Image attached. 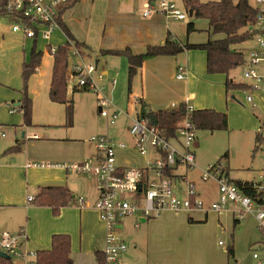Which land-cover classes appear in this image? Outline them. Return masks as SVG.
I'll use <instances>...</instances> for the list:
<instances>
[{"label": "crops", "instance_id": "1", "mask_svg": "<svg viewBox=\"0 0 264 264\" xmlns=\"http://www.w3.org/2000/svg\"><path fill=\"white\" fill-rule=\"evenodd\" d=\"M145 4L146 0H79L76 4L65 10L63 13L62 17L65 25L72 33L74 39L85 44V46H88V49H86L87 54L93 50H99L100 52L103 50L116 51L111 53L107 52L106 54L101 53L99 55L101 56L102 61L101 59L97 58L95 60L96 63L93 62L96 64L97 69L102 74V77L99 78L98 81L103 84H100L104 87L103 93L108 95L109 93L111 94L113 90L117 91L118 89H121L125 94L127 89V98L125 102L127 109L125 113L126 117L130 121L132 120V122L136 118L137 111L141 110V104L139 105V103H135L131 100V95L134 94L141 96V102L143 101L149 110L170 109L174 103L180 104L182 102H187L188 104L193 105L195 109L213 108L217 111L227 113L225 111L226 109L224 108V103L228 105L229 101L226 100L225 97L230 95L231 100H236L240 93L246 92L242 90V88L237 87L228 91L226 88V81L229 79L233 82H243L250 85L251 80L245 79L244 81H237L235 74L232 72L234 70L230 71L228 74L208 73L206 66L207 54L203 49L191 48L180 52V56L184 57L182 58L185 61L184 63L179 61L177 54L148 57L143 61L142 65L137 68V72L132 77V79H129V60L127 54L123 52L124 50L128 49L134 54L143 53L146 51L148 46L163 43L166 40L168 34L174 36L180 41H184L173 33L176 30L174 27L176 21L171 20L173 18L166 17L161 13H154L150 16H144L142 12L145 9ZM97 8L99 10H97ZM99 21H101V25H95V22L99 23ZM187 23L185 25L186 33ZM195 28L199 29H195L191 33L201 31L202 34L201 37L196 39L193 36V38L189 37L191 33H187V42L191 44L204 43L208 41L210 37L220 38L223 36L222 34L211 35L207 22L200 26L199 24L197 26L195 25ZM58 31V34H52L50 39L46 40V47L43 49H38L42 51L40 66L38 67L37 71L31 75L29 81L28 93L32 99V123L30 126H36L40 127L41 129H45L41 131L40 128H38L37 131H29L27 133L28 135L24 136V138L21 140L24 142L26 147H33L34 145L35 147L44 149L42 151H44L45 159L48 160L45 162V164H49L48 162L54 158V153L51 151L53 142L51 141L59 140L57 135L54 136V131L51 127H54L55 125H58L62 122L63 114L61 109H63V105L65 106V109H67V104L54 102L50 99L49 95L54 65V56L50 48H56L57 46L62 45L70 40L64 30L59 29ZM93 31L99 35L97 39H93ZM12 32L20 33L22 34L23 38H26L21 31H14L13 25ZM29 39H33L36 45L38 40L43 38L38 36L37 38ZM254 40L255 39H253V42ZM53 42H55V45H53ZM245 43L246 42L243 44ZM255 46L256 44L253 47ZM71 48L72 56L76 57H70V65L80 62L81 59L84 60L85 56H89L87 54L82 56L80 53L81 55H78L77 57V55H74L73 53V47ZM113 56L125 57V62L127 63L125 65L126 70L121 71L118 68L120 65H123V63L121 59L116 62L115 58H110ZM117 64L118 67L116 66ZM181 66L185 68L186 74L183 79H178V68ZM19 72L21 73V68ZM126 73L128 75V83L126 82ZM4 82L6 83L5 80L0 79V84H4ZM20 84L21 81L15 82V93H12V91L8 90L7 85L0 86V127L7 128L8 126H11L28 130L26 124L24 126L21 125L22 123L20 117H15V108L6 106L9 105L7 102L10 99H12L14 107L19 105L20 100L22 99V94L18 93ZM72 84V90L75 91L74 87H76V82ZM256 99L257 103H260L259 97H256ZM67 113L68 110L66 111L67 120L68 118L71 119L72 114L69 115L68 113L67 116ZM227 116L229 124L228 113ZM70 122H72V119ZM132 122L127 124L124 128L127 130V132ZM247 126L253 129L257 127L258 129L260 128V131H262L264 127V121L262 124L257 123L256 120L255 122L251 121L247 124ZM103 131L104 133L107 132L110 136L118 140H122L121 137H119L121 136V132L118 130L112 133L109 131V127L106 126L103 128ZM211 131L213 132L215 130ZM0 132L6 135V131L0 129ZM25 133L26 132L24 131L23 135ZM40 134L45 135V137H41ZM34 135H37L38 137L34 138ZM4 136L0 138V141ZM258 136L259 134L257 133L255 145L256 148L260 145V142L262 143V140H260ZM12 140L13 141L10 143L11 145L14 144V142L17 143L20 141L17 136ZM74 140L77 143L75 146L78 147L76 150V157L78 160H82L79 162H91L90 159L94 158L96 164L98 161L97 152L95 155L92 154V152H88L85 149L86 145L77 139ZM132 144L133 139L128 143L129 147L118 150V163L123 166L145 165L140 164V159L129 160L127 157L133 155L136 158L137 156L138 158H142L143 156H140V154L136 153V151L130 147ZM7 147L8 146L4 145L2 148L5 149ZM68 149L69 148L66 150L67 152ZM70 152L74 153L72 149L69 151V153ZM193 152L195 153L194 150ZM12 157L14 159L15 156ZM144 157L147 159L146 156ZM28 162L25 163L22 161L17 163V160L14 159V162H11L7 166L0 165V183L7 184L9 186L28 185L30 183L35 187L34 195H31L33 197H36L40 189L44 186H67L73 199L66 205H60L59 211L54 213L52 206H41L37 205L33 201H28L29 195L27 197L22 196L17 200L15 194H10L7 196L5 195L4 197L9 199H7L8 201L2 202H9L8 206H10L12 203H15V206L18 207L22 213H25L24 217H19L16 227L10 229L15 232L25 231L28 237L27 241L24 243V247L34 251L51 248L52 237L54 234H69L71 238L72 264H99L97 252H102V249L104 248L106 225L100 217L99 212L94 208L95 201L98 197L96 180V184L94 186H87L86 177H83L81 182H77V180L81 177H79L77 180H73V178L69 177L67 174L68 169L64 170L63 167L59 166L58 168H54L52 165L42 166V168H32L31 166H27ZM191 170L193 169L185 168V170H182V173L180 171L179 173H181V175H183V177L188 180L186 176ZM89 178H91V176H89ZM230 178L241 179L255 183L259 181L260 175L259 179L253 180L238 177ZM190 181H193L196 184L194 179H191ZM178 183L179 187H181V191H179V193L184 195L183 187L181 186V184L184 183ZM79 197H83L84 203L82 206H80L78 202ZM217 199H209L204 197V200L207 202V204L212 203ZM235 209L236 207L234 205H230L220 212L197 211L194 212V216L191 215L192 213H187L189 222H198L203 223L204 225L195 226L197 227L196 234L185 232L184 234L178 233L179 236H182V240L178 245L179 250L182 252L183 247L196 248L198 244L204 249L210 238L212 241H214L216 240L218 234L224 235L227 232L230 233L231 229L234 230L235 226L241 221V219L239 220L238 218H235ZM149 219L150 218H142L141 224H146ZM212 219L217 220V228L220 232L217 230L213 231L210 227L209 223L213 221ZM135 221L136 218L134 223ZM123 223L124 220L120 226L121 233L124 231ZM172 226L173 224H171L170 228ZM151 229L152 228L150 227L149 231H151ZM166 232V228H164L162 232L163 237L161 239L167 240L169 238V236L165 235ZM231 235H233V232ZM150 239L151 238L149 237L147 243ZM233 239L231 242H229V245L223 250V252H221L223 254V259L226 252L228 257H230V248H233L234 252ZM263 240L264 236L262 234L261 240L251 242L249 247H253L258 243V246L262 248ZM134 246L136 247V245ZM255 251H257L256 248L253 249V253ZM188 253L190 255H194V252L192 251H188ZM123 255L125 256V252ZM123 255L121 256V259L124 261L125 257Z\"/></svg>", "mask_w": 264, "mask_h": 264}, {"label": "rangeland", "instance_id": "2", "mask_svg": "<svg viewBox=\"0 0 264 264\" xmlns=\"http://www.w3.org/2000/svg\"><path fill=\"white\" fill-rule=\"evenodd\" d=\"M179 6L183 5V0H175ZM255 3L254 1H252ZM99 6V5H96ZM97 10H99L97 8ZM192 17H189L187 20H175V31L173 32L178 38L183 39V43L187 42L188 35L186 33L185 25L189 22ZM173 22V21H172ZM205 20L199 19L195 21V25L205 24ZM101 25V21L95 22V25ZM13 22L10 21L7 17H0V79L5 80L6 83L0 84V86L7 85L8 90L12 93L16 92V81H21L20 87L18 88L20 94L23 93L24 80L22 76V64L23 61H28L31 56V49L34 45V40L29 38H23L20 33L12 32ZM93 27V26H92ZM199 28H196V30ZM56 30L53 35L58 34ZM202 32L196 31L191 33L189 37H195L198 39L201 37ZM98 34L93 31V39L98 38ZM193 36V37H192ZM256 44L255 40L250 39L246 41L245 44L238 45L237 48L244 49L246 52L248 49L253 47ZM37 49H43L47 46V41L39 39L37 44ZM55 45V42H53ZM101 52L99 50H93L89 52V56H85L84 60L86 63H96L95 60L101 59L99 55ZM181 53H178V59L181 63L185 61L182 59L183 56H180ZM76 57V56H72ZM78 57V56H77ZM110 58H115L116 62L121 59L123 65L118 67L121 71L126 70L125 57L123 56H113ZM102 61V59H101ZM21 68V73L19 72ZM235 71V72H234ZM232 71L235 74L237 81H244L246 78L243 75L242 67H238ZM16 74V75H15ZM34 74V73H33ZM101 72L96 69L95 75L98 78V75ZM261 74H263V68H261ZM126 82L128 75L126 73ZM31 77V76H30ZM69 84L67 87V98L72 99L73 108L70 122V118H66L65 106L63 105L62 122L54 127H51L54 131V136H58L59 140L51 141L53 142L51 151L54 153V158L48 163L53 164L54 168L61 167V164L79 162L76 157V150L78 147L75 146L76 141L79 140L84 145H86V150L96 154V149L94 143L91 141V136L100 135L104 133L103 128L107 126V120L105 117L101 116L98 110V98L100 95L93 89L88 90H77L73 91V84L76 82V78L68 76ZM71 79V80H70ZM99 79V78H98ZM29 81L27 84V90L29 92ZM118 81V80H117ZM99 84L103 85L102 83ZM241 88V87H238ZM246 93H240L236 100H231V96L227 95L226 100L229 101L227 105L224 103L225 111L229 115V124L227 129L211 131L210 129H196L195 140L191 145V149L195 151L196 154V163L199 165L195 169L187 173L186 178L188 181L194 179L196 181V189L199 193V197L204 199H217L218 198V183L213 178L204 180L201 177L202 170L207 169L210 165L215 163L217 160L221 159L229 169L230 177L238 178H247V179H259L260 171L264 168V149L263 141L260 142V145L256 148V134L260 135V128H250L247 124L251 121L262 124L264 121V86L262 85L259 89L252 90L251 88H242ZM29 94V93H28ZM106 94V93H105ZM126 93L124 94L123 90L118 89L117 91L113 90L110 94H106L112 99L114 104L110 106V110H114L115 107L121 109L123 112H126L127 106L126 102ZM250 94L253 97V101H247L246 96ZM23 95V94H22ZM256 97H259L260 103H257ZM226 102V101H224ZM6 105L7 107L15 108V117H20L21 125H25L24 117L22 112H20L16 107L13 106L12 99H10ZM60 103V102H59ZM64 104V103H63ZM68 116V113H67ZM255 118V119H253ZM70 119V120H69ZM261 120V122H260ZM132 122L126 117V113H121L117 118V121L114 125L109 126L110 132H116V130L121 132V139L125 142H130L131 137L127 132V124ZM27 125V124H26ZM40 127L27 125L28 130H23L18 127H0V129L6 131V135L0 141V165L7 166L11 162H14V159L17 160V163L28 161L35 163L37 168H42L41 164L47 162L45 159L44 149L39 147H26L24 142L19 151H9V149L14 146L10 144L16 136L19 138L20 142L27 136L29 131L38 130ZM49 128V127H46ZM45 129V128H44ZM44 129H41L43 131ZM39 130V131H40ZM26 132L23 135V132ZM41 137L45 135L40 134ZM42 140V139H41ZM61 142V143H57ZM8 146L7 148H2L3 146ZM68 149V152L66 151ZM73 150L74 153H69L70 150ZM227 154V156H224ZM12 156H15L14 159ZM141 156V155H140ZM129 160L140 159V164H145V157L137 158L133 155L127 156ZM91 164H95V159L92 158ZM54 164H57L54 165ZM30 167V168H31ZM183 168H179V171L182 173ZM65 170V168H64ZM65 172V171H64ZM68 176L73 178V180L80 179L77 182H81L82 178H87V186H94L96 184L95 176L89 175L88 173L78 172L76 169L69 168L67 172ZM91 176V178H89ZM181 184L183 187L184 195L186 189V183ZM35 187L32 184L21 185V186H9L4 183H0V231H9L12 233H17L12 231L10 228L16 227L19 217H24L25 213H22L18 207L15 206V203H12L8 206L9 202L5 195L15 194L16 200L22 196L27 197L28 195H34ZM180 194V193H179ZM181 195V194H180ZM218 200V199H217ZM234 205L236 208H239L238 204H229ZM191 215H195L192 213ZM135 218L128 216L124 218L123 223V236L124 241L127 245V250L121 253V256L125 252L126 264H264L258 262V260L253 258V249L256 248L257 251H262V248L258 246V243L249 247L251 242L261 240L262 233L258 228L256 219L253 214L246 213L241 219L240 223L235 226L234 230L231 229L230 233L227 232L224 235L218 234L216 240L212 241L211 238L205 245L203 249L199 244L196 248L183 247V251L179 250V244L182 240V236L179 234L185 233H197V227L202 226L203 223L198 222H189L188 214L165 211L158 217L150 218L146 224L142 223L140 227H135L133 225ZM210 227L213 231L219 229L217 228V220L212 219ZM172 222V223H171ZM228 223V222H227ZM171 224L173 226L170 228ZM150 227L152 228L151 231ZM166 228L165 235L169 238L161 239L163 237V229ZM233 232V235L231 233ZM164 235V236H165ZM149 237L151 238L147 243ZM234 238V239H233ZM234 240V255L228 257L227 252L223 259V250L229 245V242ZM209 244V245H208ZM136 245V247L134 246ZM188 251L194 252V255H190ZM262 254V253H261ZM263 255V254H262Z\"/></svg>", "mask_w": 264, "mask_h": 264}, {"label": "built area", "instance_id": "3", "mask_svg": "<svg viewBox=\"0 0 264 264\" xmlns=\"http://www.w3.org/2000/svg\"><path fill=\"white\" fill-rule=\"evenodd\" d=\"M258 8L255 28L258 32L253 39L256 46L245 52L246 62L243 67V75L251 80L250 88L259 89L264 86V0H253ZM68 0H9L8 7L15 10H22L29 18L31 24L14 22L13 30L21 31L26 38L50 39L56 30H61L57 20L59 8ZM144 16L154 13H161L169 18L178 20L188 19L189 12L184 6H179L175 0H146ZM74 55H81L80 51L73 45ZM55 48L51 47V51ZM263 68V74H261ZM96 64L86 63L83 59L80 62L70 65L69 76L76 78L77 87H86L96 91L98 108L101 116L107 120V127L114 125L117 118L123 112L118 107L110 110L113 105L112 99L103 93L104 87L99 84L98 78L102 74L95 75ZM186 70L178 68L177 78L183 79ZM247 101H253L252 95L246 96ZM131 100L141 104V96L131 95ZM186 104V109L175 123V134H169L164 128L150 124L146 118L140 116L137 111L136 118L128 128L133 139L130 146L136 153L146 156V163L142 166H123L118 163L117 152L120 149L129 147L128 143L110 136L107 132L91 136L97 152L98 161L92 165L88 161L61 164L65 169L73 168L81 173H88L96 177L98 197L94 208L99 212L100 217L106 225L105 244L102 252L105 255L106 264H126L121 259V253L127 250V245L121 236L120 226L125 217L134 216L135 227H139L141 219L160 216L165 211L186 212L188 214L205 211L220 212L229 204H238L235 209V218L239 220L244 214L250 213L255 216L259 230L264 236V168L260 172V179L255 182L258 192H263L262 197L255 199L245 194L239 186L231 181L230 176L225 172L226 164L217 161L207 169H201V177L204 180L215 179L218 183V200L207 204L199 197L196 184L186 180L179 168L195 169L198 167L196 156L190 148L196 134V125L192 119V112L195 110L191 104ZM174 103L172 108L178 107ZM0 132V138L4 136ZM37 138V135L33 136ZM261 140L264 149V127L261 131ZM29 163L27 166H35ZM53 164L42 163L41 166ZM57 166V164H54ZM178 182H185V195H180L181 187ZM141 187V188H140ZM33 196H28V201H33ZM83 205V197L78 200ZM25 231L12 233L0 231V251L5 252L16 264H37L36 251L24 247L27 241ZM263 256H262V254ZM253 257L258 262L264 263V240L262 251H255Z\"/></svg>", "mask_w": 264, "mask_h": 264}, {"label": "trees", "instance_id": "4", "mask_svg": "<svg viewBox=\"0 0 264 264\" xmlns=\"http://www.w3.org/2000/svg\"><path fill=\"white\" fill-rule=\"evenodd\" d=\"M79 0H68L59 8L57 15L58 23L62 30L70 38L66 43L59 45L54 51L53 73L50 84V99L54 102L67 104L69 115L72 114L73 102L66 96L68 87V76L70 69V57L72 56V46H75L82 56L87 54L88 46L74 39L72 33L65 25L63 13L71 8ZM253 0H183L185 9L192 11V19L187 23V33H191L195 28V21L202 19L209 25L211 35L222 34L220 38L210 37L208 41L199 44L183 43L174 36L168 34L166 40L158 45H150L146 51L140 54H134L130 50H124L129 60V79L136 74L137 68L148 57L158 55H175L183 50L191 48H199L206 51L207 54V72L208 73H224L241 67L246 62L244 49L237 48L244 42L252 39L258 32L255 28L257 21L258 8L253 4ZM9 0H0V17L5 16L10 21L24 22L31 24L22 10H15L8 7ZM51 49V48H50ZM116 52L102 51L101 53ZM42 51L38 50L35 43L31 49V56L28 61H23L22 76L24 80L23 95L19 105L15 106L24 117L27 125L32 123V99L28 94L27 84L30 76L35 73L40 66ZM250 88L249 84L243 82H233L229 79L226 81L227 90L233 88ZM74 90H88L86 87H74ZM186 109L184 102L180 103L176 108L149 110L145 103L141 102L140 116L146 118L150 124L157 125L168 131L169 134H175V123ZM192 119L197 129L222 130L228 128V116L225 112L217 111L213 108L195 109L192 112ZM261 140L260 135L258 136ZM22 143L18 141L9 151H19ZM225 154L224 156H226ZM221 159L217 160L220 161ZM216 161V162H217ZM225 172L229 175L228 167ZM239 188L247 195L259 199L263 192L257 191L254 182L241 179L230 178ZM70 190L67 186H44L34 197L33 202L37 205H49L53 207L54 213L59 211L60 205H66L72 201ZM229 254L233 255V248L229 249ZM99 264H106L103 252H97ZM37 264H72L71 257V238L69 234L57 233L52 237V245L49 249L36 251ZM0 264H16L12 258H4L0 256Z\"/></svg>", "mask_w": 264, "mask_h": 264}, {"label": "water", "instance_id": "5", "mask_svg": "<svg viewBox=\"0 0 264 264\" xmlns=\"http://www.w3.org/2000/svg\"><path fill=\"white\" fill-rule=\"evenodd\" d=\"M189 16L192 17V11L189 12ZM0 256L4 257V258H8V259L10 258V256L8 254H6L5 252H2V251H0Z\"/></svg>", "mask_w": 264, "mask_h": 264}]
</instances>
